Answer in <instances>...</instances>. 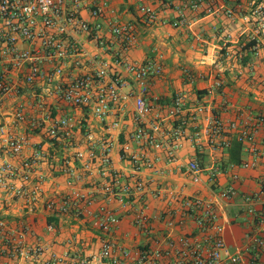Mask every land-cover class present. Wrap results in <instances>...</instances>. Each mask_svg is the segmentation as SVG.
<instances>
[{"label":"crops","instance_id":"0c3cea01","mask_svg":"<svg viewBox=\"0 0 264 264\" xmlns=\"http://www.w3.org/2000/svg\"><path fill=\"white\" fill-rule=\"evenodd\" d=\"M188 1L171 0V5H165L161 0H86L80 10L81 17L92 23L91 6L97 5L102 9L98 19L103 23L101 36L112 48L111 53H106L86 35H81L79 41L89 58L97 55L109 60L114 52H119L129 61L142 63L154 55L161 57L162 74L151 84L147 103L152 111L145 119L147 127L149 124L157 125V130L150 133L160 147H152L145 139L140 142L132 139L136 131L133 99L115 107L105 121H99L85 110L50 99L55 116L70 115L78 123L74 128V146L52 140L43 131H32L26 124L12 125L16 104L31 99L28 91L3 101L0 108L3 123L27 140L22 158L31 156L33 146L42 151L43 159L39 162L38 172L44 181L41 198L33 208H27L22 200L0 190V221L4 222L0 234V264H45L51 254L92 257L98 254L100 242L106 238L123 249L135 252L154 248L166 235L174 240L181 236L199 237V230L184 207V203L191 198L214 205L219 216L218 223L223 228L224 241L232 253L239 254V264H251L253 259L257 264H264V249H256L251 242L253 236L264 233V224L259 223L256 217L262 213L264 205V192L258 185L259 176L264 171V131H259L257 135V167L242 169L228 161L229 149L237 141L235 132L224 135L230 141L228 149L213 150L205 133V118L200 117L196 121L188 119L199 104L206 107V116L215 115L226 124L234 121L243 123L249 120V115L264 112V95L259 82L264 71V56L255 57L244 48L251 40H257L260 46H264L263 32L255 19L250 18L255 6H264V0H206L198 10H191ZM142 6L151 7L157 13L158 21L144 23L139 12ZM206 6H211L214 12L208 14ZM175 7L183 11L187 25L177 28L171 25L178 16ZM115 17L135 29L136 41L127 51H122L120 43L106 25L107 20ZM89 58L82 60V65L73 73L89 72ZM120 72L131 85L125 91H135L131 75L122 69ZM217 83L220 85L217 86ZM177 94L183 96L184 107L178 116L169 117L167 111ZM224 102L228 104L227 110L223 107ZM184 120L188 121L186 128L181 136L175 138L174 133ZM114 121L120 122L117 129L111 128ZM196 132L199 134L198 141L193 140ZM86 133L91 136L87 138ZM103 143L111 147L110 164L106 167L102 164L98 148ZM169 143L179 145L174 162H170L167 156ZM89 144L96 147L97 156L90 171L85 172L82 161L75 160L74 152L87 148ZM241 145V163L252 161L254 154L246 150L245 144ZM131 154L150 159L153 167L134 172ZM6 160L20 161L1 153L0 162ZM191 161H196L201 168L197 183L192 181L187 170ZM65 165L83 175L76 186L94 199L79 219L71 214L59 215L45 209L48 199L58 198L70 191L66 185L67 175L63 172ZM213 168L220 171L214 185L207 180L208 171ZM232 176L237 179L233 180ZM137 179L146 184V191L135 205L123 207L102 190L105 184L117 181L115 186L132 185ZM229 183L234 184L237 196L228 201L217 199L216 193ZM248 196L255 198L246 202L245 197ZM140 204L144 205L148 219L146 233L132 223L133 212ZM249 206L255 211L253 216L247 213ZM100 208H106L119 219L118 225L108 233L94 225L93 215ZM50 223L55 225V230L51 232L47 229ZM8 240L12 245L20 243V248L25 251L40 246L44 252L36 260L17 255L13 257L12 253H7ZM170 262L171 259H163L158 264ZM61 264H68V261Z\"/></svg>","mask_w":264,"mask_h":264},{"label":"built area","instance_id":"2783aa9c","mask_svg":"<svg viewBox=\"0 0 264 264\" xmlns=\"http://www.w3.org/2000/svg\"><path fill=\"white\" fill-rule=\"evenodd\" d=\"M86 0H0V108L3 101L11 96H18L21 92L31 93V99L20 101L12 113V125L17 127L26 124L32 131H43L50 139L61 141L74 146V128L77 122L73 116H55L52 111L50 99L57 102L85 110L99 121H105L115 107L133 99V120L136 131L132 136L135 142L145 139L152 147L158 148L160 144L150 133L157 130L156 124L146 126L145 119L151 113L147 103L152 82L162 74L163 66L161 57L154 55L142 63H135L119 52H114L111 59H101L97 55L90 58L85 53L79 36L86 35L89 40L102 48L106 53H111L112 48L101 36L103 23L98 20L102 9L92 5L89 13L94 19L90 23L80 15L81 7ZM206 0H189L191 10H198ZM165 5H171V0H161ZM177 18L171 22L174 28L187 25L188 21L183 11L175 7ZM208 14L214 12L211 6H206ZM144 23L152 24L158 21L157 13L147 6L139 9ZM113 13V11L111 12ZM250 18H254L264 35V6L254 7ZM247 21V19L245 18ZM107 27L111 35L120 43L122 51H127L136 41L134 27L117 17L107 20ZM254 41L249 49L252 55L264 56V46ZM89 58L91 70L87 73H73L74 69L82 65V60ZM74 67L68 69V67ZM120 69L131 75L136 90L130 88V83L122 76ZM260 86L264 95V71L259 77ZM220 83H217L219 86ZM184 107V98L177 94L172 106L168 109L169 117H176ZM225 110L228 108L224 102ZM206 107L202 104L193 109L190 121L204 117L207 122L205 133L210 138L209 144L213 150L228 149L230 141L224 135L235 132L236 140L246 145V150L254 154L252 161L242 162V169H255L257 167V135L264 131V112L248 116L246 122L224 123L218 117L205 115ZM119 121L112 123V129L119 127ZM188 121H182L174 133L178 138L184 132ZM89 138L91 135L86 133ZM223 136V137H222ZM199 134H194L193 140L198 141ZM0 139L2 146L0 154L11 158L20 159L18 163L12 161L0 162V190L20 199L27 208H33L41 198L44 177L38 172V165L43 159V153L38 146H33L32 154L22 158L27 140L22 135H17L3 123L0 115ZM264 142V136L262 138ZM93 144L85 149H77L74 158L82 161V169L90 171L93 161L97 156V149ZM176 143L167 145V156L170 162L176 160ZM102 164H110L109 154L111 147L103 143L99 147ZM127 149V147L125 148ZM257 156V157H256ZM130 162L134 172L141 168L151 169L153 163L138 154L130 155ZM187 170L194 183L200 181L201 168L196 161L187 165ZM63 172L67 175L66 185L70 191L58 198L48 199L45 209L54 214L68 215L75 218L83 216L86 208L94 199L76 186L81 182L83 175L76 173L65 165ZM219 169L208 171L207 180L214 185L219 174ZM232 179H237L232 176ZM117 181L105 184L102 187L105 195H109L123 207L135 205L140 202L141 195L146 191V184L142 180H135L130 184L115 186ZM261 192H264V171L258 179ZM238 192L233 183H229L218 193L216 198L222 201L234 199ZM254 196L245 197L246 202L254 200ZM185 211L199 230L201 236H181L174 240L169 235L157 242L152 249L142 251H129L123 249L113 240L102 239L98 254L92 257H71L67 253L62 256L51 254L45 264H158L163 259H171L169 264H239L240 256L232 253L223 238V228L218 223V214L214 205L199 198L188 199L184 203ZM144 205L140 204L133 212L132 223L142 232H148V219L144 212ZM247 213L254 215L252 207ZM94 216V225L104 233L115 228L119 219L106 208H100ZM259 223L264 224V205L262 213L256 216ZM171 222L168 225L171 226ZM4 222L0 221V234ZM48 231H54L55 225L50 223ZM7 253H12L24 259H38L44 252L40 246L27 249L20 248V243L13 244L7 241ZM256 249H264V233L251 238ZM251 264H257L253 259Z\"/></svg>","mask_w":264,"mask_h":264},{"label":"trees","instance_id":"16d2710c","mask_svg":"<svg viewBox=\"0 0 264 264\" xmlns=\"http://www.w3.org/2000/svg\"><path fill=\"white\" fill-rule=\"evenodd\" d=\"M254 45V41H250L245 48V50H248ZM242 149L241 143L235 141L232 146L229 149V155H228V161L229 164L232 165H240L241 160H240V152Z\"/></svg>","mask_w":264,"mask_h":264}]
</instances>
